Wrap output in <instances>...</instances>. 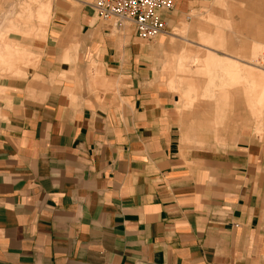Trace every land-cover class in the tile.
<instances>
[{"label": "crops", "instance_id": "crops-1", "mask_svg": "<svg viewBox=\"0 0 264 264\" xmlns=\"http://www.w3.org/2000/svg\"><path fill=\"white\" fill-rule=\"evenodd\" d=\"M172 1L169 24L200 2ZM91 2L49 0L36 26L23 5L1 18L0 34L28 23L41 38L3 46L19 74L0 75V264H264V136L241 131L236 107L232 126L217 125L225 88L214 119L184 110L147 78L129 30L113 33ZM190 27L172 37L189 40ZM188 57L176 53L174 70ZM225 57L202 56L204 95L226 81L212 74ZM235 61L250 81H229L260 130L251 69L261 67ZM178 77L168 88L178 91Z\"/></svg>", "mask_w": 264, "mask_h": 264}, {"label": "rangeland", "instance_id": "rangeland-1", "mask_svg": "<svg viewBox=\"0 0 264 264\" xmlns=\"http://www.w3.org/2000/svg\"><path fill=\"white\" fill-rule=\"evenodd\" d=\"M53 1L54 0H52V4H54ZM261 1L262 0H200L197 5L192 6L182 13H178L174 23H168L167 33L161 34L156 37V39L150 41H144L136 37L133 29L127 23L114 25L112 21L100 19L99 21L101 23H108L110 26L112 25L111 31L113 33L125 34L124 29L127 28L129 30V39L126 41V44H129L133 52L137 53L140 51L143 53L141 58L142 64L145 65L144 68L148 76L147 78H149L154 86L161 87L163 91H167L173 97L177 96L179 99L178 102L184 110L204 115L210 113V118L214 119L216 112L219 110L218 107L221 106V103L218 104L217 102L220 96L219 94L222 92L221 89L225 88L229 101L222 108V120L217 119V125L225 124L227 128L229 125L232 126L235 115L234 108L236 107V115L240 114L241 116L240 121L237 119L236 123L240 122L241 131L247 134L252 133L254 135L264 136V127L257 130L256 120L250 117L246 109L241 83L229 81L237 79L239 74L242 75L243 81H250V79L246 77L247 73L245 71L240 73L239 71H234L233 65L237 63L235 61L236 59L241 60L243 63L260 65L261 57L264 54V49L259 45H264V12L258 14L262 11ZM21 2H23V4ZM22 5L29 9V13L25 10L26 14H31V16H33V26H36V22H43L48 15L49 0H0V23L2 16L7 13L12 6L15 10H17L19 6V14H22L21 11L24 10L21 8ZM258 5H260L261 9ZM92 11L93 10H91V13L94 15V19H98ZM187 23H190L191 27L187 29L184 36L189 40H184L180 37H172L171 32L174 28H181ZM29 25L28 23L20 24L17 25V28L13 27L0 34V52H4L6 55L5 61H3L0 56V75L19 74L6 69L9 68V60L14 57L15 51L11 48L10 51L7 50L8 48L5 50L3 46L5 43L15 46L18 42L17 40H11V37L30 39L41 38L40 34L33 28H30ZM210 33H217L219 37L217 36L214 38V41H208L209 43H213L208 45V42L204 41L203 38ZM170 39L173 41L172 45L168 44ZM160 41H163V43H159ZM257 43L259 46L257 54L259 55L251 52L253 51V46ZM69 47L74 46L70 45ZM208 49L220 55L226 54L224 69H219L220 67L216 66L218 72L212 73L214 79L219 78L220 74L224 75L226 79L225 82L216 81V86L213 89L216 90L215 92H218V95L214 97L204 95L208 83V74L203 67L202 56L208 52ZM180 51L187 53L189 57L186 58L184 70L176 71L174 70V59L176 53ZM260 51L263 53H259ZM9 52H11L10 55H8ZM136 58L137 57H135V59ZM18 60L19 63L22 61L20 59ZM92 60L91 64H95ZM91 64L89 62V65ZM92 67L94 68V65H92ZM242 69L246 68L242 67ZM251 70L255 71L253 69ZM174 71L179 76L176 82L178 91L177 89L168 88L165 83L168 75L170 73L173 74ZM256 71L257 76L254 74L256 78L251 85L253 86L257 112L264 113V69L259 68V70ZM190 86L198 91V95L184 97L183 91ZM180 95L184 98L180 97ZM184 103H186V106L183 105Z\"/></svg>", "mask_w": 264, "mask_h": 264}, {"label": "built area", "instance_id": "built-area-1", "mask_svg": "<svg viewBox=\"0 0 264 264\" xmlns=\"http://www.w3.org/2000/svg\"><path fill=\"white\" fill-rule=\"evenodd\" d=\"M90 5L98 19L114 25L127 23L144 41L168 32L166 13L174 7L172 0H92ZM260 67L264 69V54Z\"/></svg>", "mask_w": 264, "mask_h": 264}, {"label": "bare ground", "instance_id": "bare-ground-1", "mask_svg": "<svg viewBox=\"0 0 264 264\" xmlns=\"http://www.w3.org/2000/svg\"><path fill=\"white\" fill-rule=\"evenodd\" d=\"M263 2H264V1H262V3H261V4H262V5H261V6H262V9H261L262 11L260 10L261 12L258 13V14H262V13L264 12V3H263ZM47 8H48V7H47ZM45 10H47V9H45ZM47 12H48V11H47ZM263 14H264V13H263ZM263 41H264V40H263ZM259 45H260L261 48L264 49V45H263V44H259ZM258 47H259V46H258V43H257V44H255V45L253 46V51H251V50H249V51H251L252 53L254 52V54H257V52H258ZM259 50H260V48H259ZM261 50H262V49H261ZM255 52H256V53H255ZM263 52H264V51H263ZM263 52L260 51L259 53H263ZM249 54H250V53H249ZM257 55H259V54H257ZM259 57H260V56H259ZM257 58H258V57H257ZM255 61H256V60H255ZM248 64H249V63H248ZM259 64H260V63H259ZM251 68H252V67H251ZM255 71H256V70H255ZM258 75H259V74H258Z\"/></svg>", "mask_w": 264, "mask_h": 264}]
</instances>
